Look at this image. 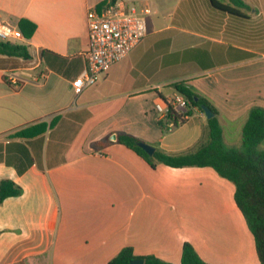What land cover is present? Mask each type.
I'll return each instance as SVG.
<instances>
[{"label":"crops","instance_id":"0c3cea01","mask_svg":"<svg viewBox=\"0 0 264 264\" xmlns=\"http://www.w3.org/2000/svg\"><path fill=\"white\" fill-rule=\"evenodd\" d=\"M101 1L0 0V19L35 27L20 40L29 60L0 55V180L22 189L0 203V264H108L125 247L179 264L184 242L208 264H257L231 183L210 167L151 168L109 138L129 134L169 154L195 147L203 114L162 133L154 110L183 81L217 109L225 142L238 144L248 108H264L257 9L242 0L236 17L208 0H118L146 34L76 93L86 13Z\"/></svg>","mask_w":264,"mask_h":264},{"label":"trees","instance_id":"16d2710c","mask_svg":"<svg viewBox=\"0 0 264 264\" xmlns=\"http://www.w3.org/2000/svg\"><path fill=\"white\" fill-rule=\"evenodd\" d=\"M117 1L102 0L96 9L99 10L104 5H113ZM208 4L214 11L236 17H243L242 10L247 8L242 0H208ZM17 27L24 39L30 38L35 28L34 24L25 19L19 20ZM28 48V45L22 41L0 40L1 56L29 60L31 56ZM2 80L10 85V81L5 76ZM172 87L175 92L184 97L188 106L184 118L173 116L172 112L167 113L165 121L172 119L174 128L183 124L193 114L194 109L202 114L201 105L207 106L213 112V117L206 119L201 142L181 154H169L156 148L151 156L137 145L140 140L132 135L120 134L116 142L142 158L151 168H154L157 163L171 168L210 167L219 177L231 183L234 187L233 202L252 236L257 260L259 264H264V147L262 146L264 108L258 105L249 107L241 125L238 144H227L217 109L183 81L173 83ZM54 122L55 120H52L48 127H51ZM158 124L162 133H166L167 130L163 128L164 122L159 121ZM45 129L46 125L42 124L31 132L15 133L12 137L33 136L44 132ZM21 193V187L12 180H0V203L7 197L19 196ZM135 259L142 260L143 264H172L153 255H135L129 247L121 249L108 264H130V261ZM179 264L208 263L198 256L190 243L184 242Z\"/></svg>","mask_w":264,"mask_h":264},{"label":"built area","instance_id":"2783aa9c","mask_svg":"<svg viewBox=\"0 0 264 264\" xmlns=\"http://www.w3.org/2000/svg\"><path fill=\"white\" fill-rule=\"evenodd\" d=\"M88 45L83 52L85 68L72 82V87L79 93L95 84L98 76L122 60L146 34L143 19L127 14L117 5H104L99 10L90 9L86 13ZM0 40L20 41L22 34L17 25L0 19ZM187 103L182 95L175 92L169 100H159L154 104L158 121L164 122L163 128L170 131L175 124L172 119L165 121L168 112L184 118Z\"/></svg>","mask_w":264,"mask_h":264},{"label":"rangeland","instance_id":"374dc122","mask_svg":"<svg viewBox=\"0 0 264 264\" xmlns=\"http://www.w3.org/2000/svg\"><path fill=\"white\" fill-rule=\"evenodd\" d=\"M250 3H251L250 4L251 11H253L254 9H257V12L254 13L255 16H256V14H258V16H257L258 20L257 21H261V24H260L261 27H260V31H259V37H260L259 43H260V45L258 48L260 49L261 53H264V26H263V23H264V21H263V19H264V0H257V1L250 0ZM242 11H244V10H242ZM262 11H263V15H260ZM254 24H257V22L254 21ZM239 30L246 31L247 30V24L244 25L243 27H239ZM261 61H264V60H261ZM261 64H264V62H261ZM225 183H227V182H225ZM256 261H257V264H259L258 260H256Z\"/></svg>","mask_w":264,"mask_h":264},{"label":"water","instance_id":"95a60500","mask_svg":"<svg viewBox=\"0 0 264 264\" xmlns=\"http://www.w3.org/2000/svg\"><path fill=\"white\" fill-rule=\"evenodd\" d=\"M195 100H197V98H195ZM200 108H201L202 114L204 115L205 119H210L213 117V112L207 106L201 105ZM109 138L111 140H115L116 136L112 134ZM137 145L141 149H143L149 156H151L155 151V148L153 146H150L144 142L140 141L137 143ZM130 264H143V261L140 259H135V260L130 261Z\"/></svg>","mask_w":264,"mask_h":264}]
</instances>
